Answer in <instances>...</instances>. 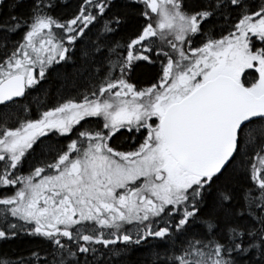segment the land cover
Returning <instances> with one entry per match:
<instances>
[{
	"label": "snow or ice",
	"instance_id": "obj_1",
	"mask_svg": "<svg viewBox=\"0 0 264 264\" xmlns=\"http://www.w3.org/2000/svg\"><path fill=\"white\" fill-rule=\"evenodd\" d=\"M134 250L264 264V0H0V264Z\"/></svg>",
	"mask_w": 264,
	"mask_h": 264
},
{
	"label": "trees",
	"instance_id": "obj_2",
	"mask_svg": "<svg viewBox=\"0 0 264 264\" xmlns=\"http://www.w3.org/2000/svg\"><path fill=\"white\" fill-rule=\"evenodd\" d=\"M30 245L27 242L21 241L11 245L12 251H25ZM144 253L142 251H132L128 256V264H141Z\"/></svg>",
	"mask_w": 264,
	"mask_h": 264
}]
</instances>
